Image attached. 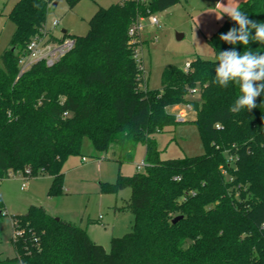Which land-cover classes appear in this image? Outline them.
<instances>
[{
    "label": "trees",
    "instance_id": "trees-1",
    "mask_svg": "<svg viewBox=\"0 0 264 264\" xmlns=\"http://www.w3.org/2000/svg\"><path fill=\"white\" fill-rule=\"evenodd\" d=\"M56 1L18 0L8 14L16 29L1 55L0 182L51 176L49 195L62 193L63 165L81 154L85 139L101 159L119 164L132 162L141 143L144 168L104 187L131 190L120 211L131 212L134 223L107 251L85 229L31 205L11 216L19 233L11 239L14 256L0 254V264H264V92L251 111L230 113L238 86L213 83L219 51L245 50L220 39L238 25L226 16L207 38L214 59L196 56L188 72L168 65L161 87L150 89L141 67L144 42L129 30L182 0L120 1L100 8L86 35L71 36L74 48L58 63H36L19 76L20 56L44 36ZM66 1L73 7L79 0ZM239 10L264 22V0H247ZM247 48L264 54V44L250 41ZM194 92L199 100L189 98ZM178 104L195 110L205 152L162 160L156 135L183 122L168 111ZM7 215L0 194V219Z\"/></svg>",
    "mask_w": 264,
    "mask_h": 264
},
{
    "label": "rangeland",
    "instance_id": "rangeland-1",
    "mask_svg": "<svg viewBox=\"0 0 264 264\" xmlns=\"http://www.w3.org/2000/svg\"><path fill=\"white\" fill-rule=\"evenodd\" d=\"M17 1L0 0V66L1 55L9 47L16 29L8 14ZM120 1L79 0L70 7L66 0H59L57 6L49 12L47 25L51 28L53 22L59 20L58 26L52 29L57 38L62 37L63 30L70 37L84 36L89 31V21L100 8H109ZM197 1L199 0H182L172 8L155 14L159 25H152L148 18L144 19L143 27L139 31L140 40L144 42L140 56L148 88L161 87L162 72L168 65L184 68L186 63H190L198 55L214 59V50L208 43L204 32L206 30H203L209 15L206 13V16L202 17L203 20L197 16ZM209 1L210 6H207L206 10L213 14V10L222 0ZM177 35L183 37L179 40ZM189 98L199 100L200 94L194 92ZM168 111L177 117L180 112H184L186 118L185 122L167 127L156 135L160 158L168 160L202 155L205 148L198 128L192 123L196 118L195 110L188 108L187 104H178L170 106ZM145 151V145L140 143L134 160L119 164L116 161L101 159V155L94 151L90 141L85 139L81 154L70 156L63 165L62 193L53 195H49L51 176L16 175L1 181L0 194L8 213L0 219L2 257L14 256L11 244V216L26 213L31 205L42 206L52 216L80 226L92 240L109 251L113 237H122L132 231L134 216L131 212L120 211L130 199L129 188L114 193L104 190V187L114 184L119 175L132 176L138 172L137 165L144 161Z\"/></svg>",
    "mask_w": 264,
    "mask_h": 264
},
{
    "label": "clouds",
    "instance_id": "clouds-1",
    "mask_svg": "<svg viewBox=\"0 0 264 264\" xmlns=\"http://www.w3.org/2000/svg\"><path fill=\"white\" fill-rule=\"evenodd\" d=\"M224 14H227L238 27L221 34L220 39L231 45L242 44L245 50L243 53L234 48L219 51L216 56L218 66L215 67L213 83L221 88H227L230 83L238 86L239 95L229 108L230 113H239L245 108L251 111L257 106L256 98L264 92V54L254 52L247 46L250 41L264 44V22L248 19L238 7L226 8Z\"/></svg>",
    "mask_w": 264,
    "mask_h": 264
},
{
    "label": "built area",
    "instance_id": "built-area-1",
    "mask_svg": "<svg viewBox=\"0 0 264 264\" xmlns=\"http://www.w3.org/2000/svg\"><path fill=\"white\" fill-rule=\"evenodd\" d=\"M121 1L126 2L128 0ZM143 1L148 2L149 0ZM148 20L152 25H159V19L154 14H151L148 17ZM143 21L144 19L140 18L139 21L130 28V37L134 38L139 35V31L143 27ZM58 24L59 20L54 21L51 28H49V26L46 24L43 31L44 36H37L28 43L25 49V53L22 54L19 59V76L31 69V67L36 63L44 62L49 67L55 65L74 48L75 40L71 37L51 39V36H54L52 33V29L56 28ZM141 67L144 68L143 66ZM190 67V63H186L183 69L185 72H188L190 70ZM188 108H190L189 105ZM178 117L180 120H182L184 118V115L180 114L178 115ZM85 160L86 159L83 158V161ZM144 166L145 163H142L138 165L137 168L138 170H141ZM18 234L19 233L17 232L13 233V237H17Z\"/></svg>",
    "mask_w": 264,
    "mask_h": 264
},
{
    "label": "crops",
    "instance_id": "crops-1",
    "mask_svg": "<svg viewBox=\"0 0 264 264\" xmlns=\"http://www.w3.org/2000/svg\"><path fill=\"white\" fill-rule=\"evenodd\" d=\"M246 1L247 0H222L221 3L218 4V7L213 10L214 11L213 14L211 13L210 10H206V7L210 6L209 2H211V1H209V0L197 1V4H198V7H196L197 16H199V18H201V20H203L202 17L204 18V16H206V13H208L207 15H209V17L207 19L208 22H207V24H205V27L203 29V30H206L204 32H206L205 34L207 35V38L210 37L214 32H216L219 29V27L224 22L225 17L228 16L227 14H224L226 8H231V7H238L239 8ZM219 16H222V17L218 19L217 17H219ZM138 38L140 39V34L138 35ZM180 114H184V112H180L179 115ZM185 118H186V116H184V118L181 121H184ZM142 163H144V161ZM137 170H138V168H137ZM101 219H102V216L99 217V220H101ZM94 242H96V241H94Z\"/></svg>",
    "mask_w": 264,
    "mask_h": 264
},
{
    "label": "water",
    "instance_id": "water-1",
    "mask_svg": "<svg viewBox=\"0 0 264 264\" xmlns=\"http://www.w3.org/2000/svg\"><path fill=\"white\" fill-rule=\"evenodd\" d=\"M57 4H58V1L54 2L53 7H56ZM62 33L65 35L67 32H66L65 30H63ZM177 38L180 40V39L182 38V35H177ZM57 219H59V218H57ZM180 219H181V216H180V217H176V218L173 220V223L178 222Z\"/></svg>",
    "mask_w": 264,
    "mask_h": 264
}]
</instances>
